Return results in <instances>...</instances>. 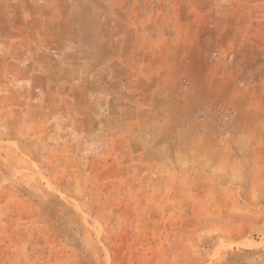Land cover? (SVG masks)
Masks as SVG:
<instances>
[{
    "label": "rangeland",
    "instance_id": "obj_1",
    "mask_svg": "<svg viewBox=\"0 0 264 264\" xmlns=\"http://www.w3.org/2000/svg\"><path fill=\"white\" fill-rule=\"evenodd\" d=\"M0 264H264V0H0Z\"/></svg>",
    "mask_w": 264,
    "mask_h": 264
},
{
    "label": "bare ground",
    "instance_id": "obj_2",
    "mask_svg": "<svg viewBox=\"0 0 264 264\" xmlns=\"http://www.w3.org/2000/svg\"><path fill=\"white\" fill-rule=\"evenodd\" d=\"M107 71H108V70H107ZM101 73H102V72H101ZM101 73H100V74H101ZM99 78H100V77H99ZM99 90H100V89H99ZM111 118H112V117H111Z\"/></svg>",
    "mask_w": 264,
    "mask_h": 264
}]
</instances>
